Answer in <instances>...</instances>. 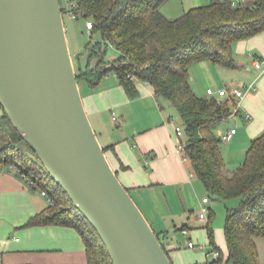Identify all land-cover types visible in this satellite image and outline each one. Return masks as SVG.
I'll return each mask as SVG.
<instances>
[{"label": "trees", "instance_id": "trees-1", "mask_svg": "<svg viewBox=\"0 0 264 264\" xmlns=\"http://www.w3.org/2000/svg\"><path fill=\"white\" fill-rule=\"evenodd\" d=\"M164 1L61 0L64 13L85 18L86 25L88 20L94 23L92 28L87 25L91 39L73 55L79 83L85 80L94 86L113 73L128 95L136 97L138 80H143L151 84L161 107H165L164 100L174 106L181 116L185 154L195 174L213 198L237 199L227 206V254L216 241L214 211L209 208V245L220 254L206 264H260L257 238L264 237V131L252 140L240 166L230 170L218 127L232 116L234 97L198 94L191 84L190 66L211 60L236 67L234 43L264 31V0L238 5L232 0H214L176 18L162 12ZM94 33L98 37L94 38ZM110 47L117 50V56H108ZM4 164L20 168L26 181L36 180L54 199L26 224L73 226L86 244L88 264H114L95 227L63 188L57 182L55 189L49 188L46 178L51 175L2 107L0 165Z\"/></svg>", "mask_w": 264, "mask_h": 264}, {"label": "crops", "instance_id": "crops-1", "mask_svg": "<svg viewBox=\"0 0 264 264\" xmlns=\"http://www.w3.org/2000/svg\"><path fill=\"white\" fill-rule=\"evenodd\" d=\"M212 1L165 0L161 10L167 17L176 18L192 7ZM232 1L235 5L254 2ZM234 54L236 67L223 66L211 60L199 61L206 74L195 87L197 91H203L202 86L206 84V91L212 87L219 99L226 98L218 96L217 91L221 88H246L251 84L256 87L250 88L243 99L234 97V107L238 106L239 111L232 116L235 119L238 117L240 126H232L237 131L230 140L222 141L226 147L223 148L221 144L230 170L240 166L252 140L264 131V67L255 65L256 59L264 60V31L237 40ZM194 79L196 77L193 75L192 87L195 85ZM80 88L90 119L106 147L112 166L148 213L147 217L159 231L173 262L206 264L208 260L216 258L215 254L210 258V252H215L210 250L205 253V257L203 255L200 258L203 259L200 262L199 255L189 249L192 247L188 242L193 240L195 232L191 230L198 226L205 230L206 243L209 245L206 228L208 218H201L199 212H193L196 201L191 199L192 192L187 189V160H183L182 153L177 151L174 124L167 122L173 114L161 111V115L158 112V121L155 123L152 106L147 107V103H150L146 101L147 98L155 97L158 101L151 84L138 80L139 94L130 97L112 73L94 86L83 80ZM130 118H135L136 122L130 123ZM221 132L225 130L220 123L218 133ZM224 149L227 150L225 153ZM191 173L190 176H193ZM40 191L30 189L13 165H0V264H88L86 244L75 227L65 224H26L49 204L48 197ZM202 199L198 200L200 205L203 204ZM184 225L188 234L184 231ZM197 233L201 234L202 231ZM215 235L218 245L227 254L225 232L222 235L215 229ZM257 246L260 264H264V237L257 238Z\"/></svg>", "mask_w": 264, "mask_h": 264}, {"label": "water", "instance_id": "water-1", "mask_svg": "<svg viewBox=\"0 0 264 264\" xmlns=\"http://www.w3.org/2000/svg\"><path fill=\"white\" fill-rule=\"evenodd\" d=\"M0 103L114 264H174L90 119L61 0H0Z\"/></svg>", "mask_w": 264, "mask_h": 264}, {"label": "rangeland", "instance_id": "rangeland-1", "mask_svg": "<svg viewBox=\"0 0 264 264\" xmlns=\"http://www.w3.org/2000/svg\"><path fill=\"white\" fill-rule=\"evenodd\" d=\"M64 20H65V25H66V29H67L68 40H69L71 52L73 54H76L77 50L82 49L85 46V44L91 39V36H92L91 31L86 25V19L83 17H80L77 19V18L72 17L69 14V12H67V13H64ZM98 35H99L98 33H94L93 37L94 38L98 37ZM117 55H118L117 50L114 47H110V49L108 51V56H117ZM198 63H199V61H196V62L192 63V65L190 66V72L192 74L191 75L192 78H193V75L196 77V79H194V81H193L195 84L193 86L194 88L197 87V83H199V81H201L200 80L201 78L204 79L203 75L206 74L205 69L200 67V64H198ZM202 89H203V91H197V89H196V92L200 95L202 93L204 95H207L206 84L202 86ZM146 101L150 102V103H147V107H148V105L152 106V111L154 113V122L155 123H157V121H158L157 116H156V114L158 112L161 113V115L163 112H164V114H168L170 112L173 114V115H171L172 119L167 120V122H172L174 124V135L176 136V139H177L176 141L178 142V136H177L176 131H175V126H176V124H181L182 120H181V116L178 113L177 109L174 106L170 105L169 102H166L165 100H164L165 107L161 108L160 104L155 99V97L154 98H151V97L147 98ZM149 108H150V106H149ZM1 111H2V107L0 105V112ZM161 111H163V112H161ZM136 118H138V117L136 116ZM236 118L237 119H235L232 116V117H229V118L223 120L221 122L222 128L225 131H228L229 128H231L233 125H235L236 127H239L240 124L238 122L239 121L238 117H236ZM161 121H162V119H161ZM129 122L135 123L136 119L130 118ZM181 139L184 143L186 142V136H182ZM222 146H223V148L226 147V143H224V144L222 143ZM226 151L227 150L224 149V153ZM181 157H182V155H181ZM233 168H235L234 165H233ZM191 172L193 173V176H190ZM185 174L186 175L189 174V179L187 180L186 184H187V189L192 192L191 193V199H195V201H196V204L193 206V212L198 213L200 208H201V205L199 204L198 200H201L204 195L209 196L211 202L210 203L208 202L210 205L208 204L207 206L209 208L211 207L214 211V218H213L214 229L219 231L220 234L224 235V226H225V222H226V218H227V206L234 204L237 201V199L224 200V199H219V198H213L212 196H210V193L207 190V188L205 187L204 183L195 174L193 167H192L189 160L185 161ZM46 181H47L50 189L56 188V186H55L56 181L52 176L49 178H46ZM131 194L134 197V199L136 200V202L138 203L139 202L138 198L135 195H133V193H131ZM138 204L147 216L148 213L142 207L140 202ZM198 223L202 224V222H198ZM191 231H195L193 233V241L196 243V246L189 248V249H192V251H194L197 255H199V259L203 255L205 257V253L207 251L211 250L210 245H208L206 243L207 238H206L205 230L203 229V227L198 226L197 228H195ZM198 231H202V233L198 234L197 233ZM221 237H224V236H221ZM209 256L211 259L214 257L213 251L210 252ZM201 260H203V259H200V262H202Z\"/></svg>", "mask_w": 264, "mask_h": 264}, {"label": "built area", "instance_id": "built-area-1", "mask_svg": "<svg viewBox=\"0 0 264 264\" xmlns=\"http://www.w3.org/2000/svg\"><path fill=\"white\" fill-rule=\"evenodd\" d=\"M72 3V2H71ZM70 13L74 16V12L70 10ZM87 25L89 28H92L94 26V23L91 21V20H88L87 21ZM255 65L258 67V68H263L264 67V60H261V59H256L255 60ZM250 88H255V86H253L252 84L247 86L246 88H243V87H240V86H233L231 89H228V88H221L217 91V94L218 96H233L235 98H240V99H243L244 96L246 95L247 91L250 89ZM207 93L209 95H216L215 93V90L212 88V87H208L207 88ZM239 109H238V106L235 107L234 109V112L232 115H236L238 113ZM175 131H176V134L178 136V142H177V151L178 153H182V158L183 160H189L187 155L185 154V143L182 141V136L185 135V130H184V126L183 124H176L175 126ZM237 129L236 127H231L228 131H225V132H221L220 133V137L222 140L226 141V140H230L234 134L236 133ZM14 166V165H13ZM17 171L19 173H21V175L23 177H26V173H24L20 168L14 166ZM191 175H193V173H191ZM28 187L30 189H40V193L42 195H45L48 197V201L49 203H54V199L52 198V196L47 192L46 189H41L40 188V185L39 183L32 179V178H29L28 181H26ZM210 201V198L208 196H205L203 197L202 199V202L203 204L201 205V208L199 210V216L201 218H208V212H209V207L206 205V203H208ZM187 234H188V230L185 229L184 230ZM189 246L190 247H195L196 246V243L193 241V240H190L188 242ZM215 256H219V251H215L214 252Z\"/></svg>", "mask_w": 264, "mask_h": 264}]
</instances>
